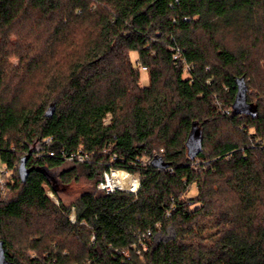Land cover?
Instances as JSON below:
<instances>
[{
    "label": "trees",
    "instance_id": "trees-1",
    "mask_svg": "<svg viewBox=\"0 0 264 264\" xmlns=\"http://www.w3.org/2000/svg\"><path fill=\"white\" fill-rule=\"evenodd\" d=\"M263 60L264 0H0V156L17 167L0 201L6 263L264 264ZM241 79L253 110L237 116ZM79 150L92 164L47 154ZM113 156L137 193L97 189ZM81 179L92 189L66 204Z\"/></svg>",
    "mask_w": 264,
    "mask_h": 264
},
{
    "label": "built area",
    "instance_id": "built-area-1",
    "mask_svg": "<svg viewBox=\"0 0 264 264\" xmlns=\"http://www.w3.org/2000/svg\"><path fill=\"white\" fill-rule=\"evenodd\" d=\"M172 53H173L172 54L173 60L182 64L185 78L186 79L190 78L191 73L194 71V68H195L194 65L188 63L185 60V58L183 57L182 51L173 49ZM140 70L143 73L147 72V68L143 67V66H140ZM221 111L225 115H230V113H231L227 109H221ZM52 141H53V138L49 137V138L45 139L44 143L50 144ZM12 150H13V148H12ZM45 154L46 153L40 152V153H37L35 156H36V158H42L45 156ZM47 154L50 157H55V156L60 154L64 158V160H66L67 162L82 164V165L92 164L93 158H94V154L86 153L83 150H79L76 153H73L70 155H66L63 151H61V153H58L55 151H49ZM117 161H118V157L113 156L110 159V162L108 164H106V167L108 169H107V171H105L103 173V180L98 183L97 189L99 191L105 192L106 194H112V193L119 191V190L129 192V193H134V194L137 193V191L140 188V175L139 174H132L129 171L124 170V169L115 168L114 165ZM147 164H148V160L144 159L142 161V165L146 166ZM16 168L17 167L9 168V166L3 161L2 157L0 156V201L4 200L8 196V193L10 190V185H11V183L14 182ZM118 173L126 174L127 176L130 177L131 182L129 185H133V182H137L138 186L133 190V189H129L125 186L120 185L121 183L119 184L120 186L116 185L115 184L116 181H115L114 177ZM46 194L55 204H58V200L51 190L47 189ZM69 219L72 223H76L75 207H72L71 215L69 216ZM148 235H150V233H148ZM141 246H142L143 251H145V252L148 251V246L146 244H141Z\"/></svg>",
    "mask_w": 264,
    "mask_h": 264
},
{
    "label": "water",
    "instance_id": "water-1",
    "mask_svg": "<svg viewBox=\"0 0 264 264\" xmlns=\"http://www.w3.org/2000/svg\"><path fill=\"white\" fill-rule=\"evenodd\" d=\"M237 94L235 98V102L232 106V111L235 115H244L252 112V106L248 104V95H247V86L243 79L237 81ZM52 113H49L48 116H52ZM188 156L190 159H194L196 155L201 150V134L200 132L194 128L193 132L190 135L188 144ZM27 158H24L19 167V176L23 183L26 182L31 170L27 168ZM156 166L166 167L161 165L159 160L156 161ZM0 264H7L6 257L3 250V244L0 242Z\"/></svg>",
    "mask_w": 264,
    "mask_h": 264
},
{
    "label": "rangeland",
    "instance_id": "rangeland-1",
    "mask_svg": "<svg viewBox=\"0 0 264 264\" xmlns=\"http://www.w3.org/2000/svg\"><path fill=\"white\" fill-rule=\"evenodd\" d=\"M136 61H137V55L136 54H132V62L134 65H136ZM19 63V60L14 58L12 59V64L13 66H17ZM261 67L264 70V60L261 62ZM37 75H39L37 73ZM185 78V76H184ZM148 83V76L145 73L141 74V83L140 85H146ZM253 101L255 102V100L253 99ZM106 124L109 125L111 122V116H108V118L106 119ZM92 189V185L91 182H89L86 179H81L78 183H74L72 184L70 187L64 189L63 191L60 192L61 198L63 199V201L66 204H71L72 202H74L83 192L91 190ZM197 194V190H196V186L194 185L189 194L187 195V197H195ZM217 233V231H207L203 234L204 238H209L211 236H214Z\"/></svg>",
    "mask_w": 264,
    "mask_h": 264
},
{
    "label": "bare ground",
    "instance_id": "bare-ground-1",
    "mask_svg": "<svg viewBox=\"0 0 264 264\" xmlns=\"http://www.w3.org/2000/svg\"><path fill=\"white\" fill-rule=\"evenodd\" d=\"M114 179L116 181L115 182L116 185H119L121 183L120 185L125 186V187H127L129 189H133L134 190L138 186L137 182H133V181H132L133 185H129L130 182H131L130 181V177L127 176L126 174L118 173V174L115 175Z\"/></svg>",
    "mask_w": 264,
    "mask_h": 264
}]
</instances>
